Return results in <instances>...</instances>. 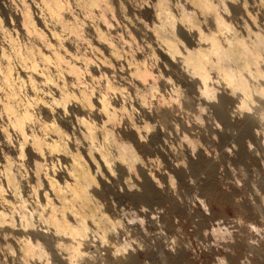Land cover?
Returning <instances> with one entry per match:
<instances>
[{
	"label": "bare ground",
	"instance_id": "1",
	"mask_svg": "<svg viewBox=\"0 0 264 264\" xmlns=\"http://www.w3.org/2000/svg\"><path fill=\"white\" fill-rule=\"evenodd\" d=\"M0 5L10 18L8 26L0 20V118L6 120L0 126V227L16 239L18 264H33L32 259L45 256L50 264L42 241L53 242V253L63 264L87 255L83 245L92 231L107 241L108 232L122 222L107 214L97 198L107 186L100 176L118 170L130 177L138 171L147 179L144 192L136 197L146 200L149 190L150 197L158 191L135 148H150L157 133L147 139L149 121L118 126L117 115L126 107L108 96L125 93L108 75L121 63L119 47L135 42L134 34L146 38L154 59L161 55L166 67H176L185 85L198 89L201 109L209 105L221 114L237 94L240 112L261 103L257 119L264 123V34L259 26L254 31L257 25L251 28L245 17L239 31L222 14L221 8L229 12L231 7L253 22L255 15L237 0H20L13 5L4 0ZM125 7L136 16L134 32L120 24L119 17L130 20ZM140 56H131L129 75L136 81L137 107L149 119V95L165 101L157 83L171 80L155 74L147 67V56ZM95 81L104 85L97 90ZM155 110L162 118L171 112ZM223 117L230 122L227 114ZM71 128L73 141L67 132ZM77 142L80 147L74 146ZM25 151L28 165H33L26 181L19 170ZM55 163L62 168H54ZM36 219L46 223V229L38 227ZM125 243L116 245V251L128 249Z\"/></svg>",
	"mask_w": 264,
	"mask_h": 264
},
{
	"label": "rangeland",
	"instance_id": "2",
	"mask_svg": "<svg viewBox=\"0 0 264 264\" xmlns=\"http://www.w3.org/2000/svg\"><path fill=\"white\" fill-rule=\"evenodd\" d=\"M7 2L13 5L20 0ZM237 2L255 15L252 20L256 24L242 12H233L231 7L227 13L224 8L220 11H224L222 14L239 31L245 17L249 19L247 22L251 28L257 25L254 31L262 29L259 31L264 34V0ZM125 12L132 21L127 20V23L125 18L119 17L120 24H125L134 32L135 26L132 25L137 26L136 16L128 7H125ZM8 15L0 5V20L5 26L10 19ZM134 35L137 36L135 42L119 47L122 51L121 63L108 75L116 84L125 87V93L113 91L108 96L112 102L126 107L117 115L118 126L125 128L130 122L144 125V121H149L151 128L145 133L147 139L157 133L158 137L150 148H135L158 191L151 193L150 197L149 190L146 200L137 198L135 193L144 192L147 179L138 171H133L130 177L118 170L116 174L108 172L110 175L107 177H101V172H96L107 183L105 191L97 198L106 213L121 221L122 226L110 230L107 241L92 231L83 245L87 255L74 264H129L128 259L132 264H264V123L257 119V107L261 103L258 102L257 107H254L257 102L251 104V110L240 112L236 94L232 95V100L226 103L221 114L209 105L201 109L198 89L185 85L176 67H166V60L161 55L154 59L144 36ZM15 37L21 39L20 36ZM104 55H107L106 52ZM133 55L147 56V67L171 80L165 85L157 83L165 101L159 98L160 95H149L147 106L153 108L149 119L136 104L137 92L133 88L136 81L129 75ZM102 85L101 81L93 83L97 90ZM219 86V91L225 92ZM173 87H178L180 91L176 92ZM260 100L264 102V97ZM158 107L171 112L162 118L155 110ZM225 114L230 118L229 123L223 117ZM5 123L6 120L0 118V126ZM58 123L64 127V124ZM67 132L73 141V129H67ZM74 146L80 147L78 142ZM2 154L0 136V159ZM84 156L88 158L85 152ZM22 159L25 164L19 170L26 181L31 177L33 165H28V152L25 151ZM192 161H196L194 166ZM62 165L55 163L54 168L60 169ZM36 221L41 229L46 226V223ZM15 226H22L19 219ZM93 230L96 231L94 227ZM13 239L15 237L5 235L0 227V264L20 262L19 247ZM124 242L129 248L125 252L116 251V245ZM42 245L50 264H63L53 253V242L42 241ZM58 253L68 257L64 250ZM130 257H135V261ZM45 258L32 259L31 263L46 264Z\"/></svg>",
	"mask_w": 264,
	"mask_h": 264
}]
</instances>
